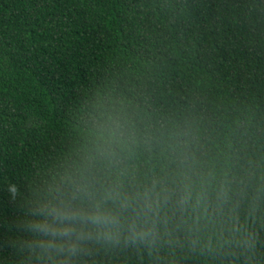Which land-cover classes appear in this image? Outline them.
<instances>
[{
    "label": "clouds",
    "instance_id": "obj_1",
    "mask_svg": "<svg viewBox=\"0 0 264 264\" xmlns=\"http://www.w3.org/2000/svg\"><path fill=\"white\" fill-rule=\"evenodd\" d=\"M162 41L189 14L152 7ZM264 39V0L240 9ZM171 43L81 88L33 160L0 264H264V87L223 88Z\"/></svg>",
    "mask_w": 264,
    "mask_h": 264
},
{
    "label": "trees",
    "instance_id": "obj_2",
    "mask_svg": "<svg viewBox=\"0 0 264 264\" xmlns=\"http://www.w3.org/2000/svg\"><path fill=\"white\" fill-rule=\"evenodd\" d=\"M160 0H0V238L19 215L6 185L26 190L34 159L64 131L67 109L84 86L147 58L163 42L189 56L223 88L249 74L264 84V39L240 9L251 0H174L188 23L162 41L152 7ZM257 98L264 102V87ZM0 249V259L9 257Z\"/></svg>",
    "mask_w": 264,
    "mask_h": 264
}]
</instances>
